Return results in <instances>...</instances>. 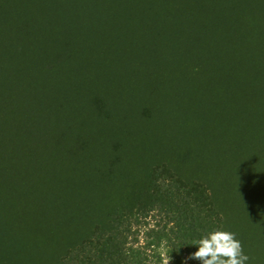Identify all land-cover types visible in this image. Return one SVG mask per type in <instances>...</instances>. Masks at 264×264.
<instances>
[{"label":"trees","instance_id":"obj_1","mask_svg":"<svg viewBox=\"0 0 264 264\" xmlns=\"http://www.w3.org/2000/svg\"><path fill=\"white\" fill-rule=\"evenodd\" d=\"M2 13L0 264H161L162 243L174 264H201L196 241L234 214L204 177L242 173L264 205V0H0ZM139 22L184 70L122 88L107 47ZM105 96L108 134L90 120ZM97 138L117 148L101 156ZM105 157L139 173L114 170L96 196Z\"/></svg>","mask_w":264,"mask_h":264},{"label":"rangeland","instance_id":"obj_2","mask_svg":"<svg viewBox=\"0 0 264 264\" xmlns=\"http://www.w3.org/2000/svg\"><path fill=\"white\" fill-rule=\"evenodd\" d=\"M3 15L4 14L2 13L0 15V18ZM132 26L133 28H131L130 30L121 29V31L119 32L120 34H117L116 40L118 38L119 44L115 43L114 48L117 46L116 49H112V47L110 46V43L107 42L109 43V46L107 47V49L110 48V67L118 65V67H114V69L110 68V72L108 75L109 81H110V73L111 75H113V72H115L117 73V75L115 76L117 77L116 82H120L122 88L124 87V85L126 86L128 84L130 85L133 84V86L141 85L142 87L144 86V88L148 89L147 86L148 85L150 86V83H155V82L157 83V79H159L158 78L159 75H161L164 72V70H162V66L168 69H172V70L177 69L174 71L176 76L179 72H182L184 70L182 65L179 62H174V59L171 58L172 55L168 56L167 50L163 52L159 36H153L152 31H154V28L151 26V23L139 22L136 25L133 23ZM2 29H0V38L4 39L5 37L9 35L8 33L6 34V32H8L9 30L4 31ZM175 38L176 37L173 36L171 40H169V42L176 41L177 39ZM152 45L154 46L150 47ZM172 48L173 50H175L174 47ZM157 52L159 53L157 54ZM100 59L98 58L96 60V63H98L99 69L104 70V67L106 66V64H108V61L106 60V63H105V62L100 61ZM105 59L106 58H103V60ZM111 63H116V65H112ZM153 76L156 80L150 78ZM146 93L148 94L149 92H146ZM135 95L137 94L134 93L133 101H136V103L142 101L141 103L145 104L146 102L145 98L142 100L143 97L140 99V96L135 97ZM126 96L123 94L121 96L119 95L118 98L117 96L111 97V98L109 97L110 103H112L111 101L114 100L113 104L114 105L116 104L115 106L120 107L119 106L121 105L120 103L125 101V99L128 98L129 95H126ZM105 98L107 102L106 104L105 102L101 104L99 101L98 102L96 101L97 108L94 107L96 109H94V111H92V113L90 114V120L91 122L92 121L95 122L94 124L97 125V127L95 128L96 131H101V132H105L108 134V130H110V126H109V121L111 118L110 111H112V109L110 108L109 100H107L109 98L107 96H105ZM130 101H131V98H130ZM121 109L123 110V108ZM136 110L129 108L128 112L137 114ZM120 112L122 113V111L120 110L116 111L115 113H118L116 117L121 119L122 118L121 115L119 116ZM85 114L87 113H84L82 116L83 118L87 119L84 116ZM138 114H139V111H138ZM115 122H118V120L115 119L114 123ZM103 142H104L103 139L97 138L96 140L91 142L92 147L100 143H103ZM106 143H107L106 144L107 146L105 147L103 146L105 149L101 147L100 145H98L104 150V152L101 153V156H104L106 152L108 151V149H111L112 151V149L117 148L116 145H110V141ZM89 156L91 157L92 155L90 154ZM115 157L116 156H114V158ZM107 160H109L108 157H105V161L107 162L106 170L103 173L102 172L94 173L98 175L96 176V179L93 180L94 181L93 183L97 182V180L100 179V186L104 187V189L101 192H99L98 195L96 196H99V194H102V195L108 194V193L110 194V180H111L110 173L111 172L114 173V170L117 171V175H120L122 173H124V175L126 173L127 174L132 173L133 176L134 175L138 176L136 174L139 173L137 170H135L132 167L129 168L128 166H126L125 168V165L121 163L119 159H115L109 162ZM150 160L152 161H149V163L153 164L154 163L153 159H150ZM170 162L171 164H173L175 167H178V168L181 167L183 163V161H178L177 159H174V160L171 159ZM186 173H190V172H186ZM236 179L237 180L233 179L235 181L233 184L230 183V185H226L222 181L223 176L220 177L217 174L216 175L209 174L207 178L204 177L202 182L204 185H206V187L209 186L212 189L216 197V200L218 202L221 213L223 212V214L224 213L227 214L230 212H234V214H232L233 219L226 220V223H224L225 227L223 231H229V232L235 233L236 239L241 241L244 254L249 256V260L246 262V264H264V205L261 204L258 201V199L256 200V197H258V194L256 193L258 190L257 189L258 187H252L249 180L245 179L242 173H240L239 177ZM237 184H238V187H237ZM128 190H132L131 186L130 188L128 187ZM230 192L234 193V195L237 194L238 201L233 200V201L226 202L225 196L229 194ZM243 192H245V195H243ZM255 200L257 202H254ZM247 201L250 203L253 202L251 204L252 206L250 205L251 207L250 209L255 210L256 208H258L256 209L258 210V212L255 211L254 214L248 213L247 211L249 209L245 210L243 207ZM103 203H104L103 208L105 209V211L110 212V201L107 204L106 202H103ZM240 204L242 205V207ZM223 217L224 219H228V216H223ZM151 223L154 224L155 222L153 221ZM159 253L162 258L161 264H165L168 258H170L169 264H174V258L172 254L169 253L166 243H162V246L159 249ZM1 256H0V262L3 259L2 258L3 256L2 257Z\"/></svg>","mask_w":264,"mask_h":264},{"label":"clouds","instance_id":"obj_3","mask_svg":"<svg viewBox=\"0 0 264 264\" xmlns=\"http://www.w3.org/2000/svg\"><path fill=\"white\" fill-rule=\"evenodd\" d=\"M198 250L189 259L201 264H246L249 256L244 254L241 241L229 231L215 230L196 241ZM168 258L165 264H169Z\"/></svg>","mask_w":264,"mask_h":264}]
</instances>
